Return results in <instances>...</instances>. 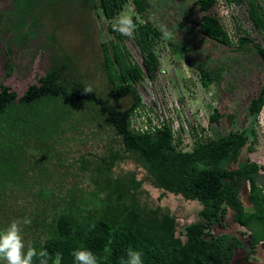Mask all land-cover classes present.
Listing matches in <instances>:
<instances>
[{"label":"trees","instance_id":"obj_1","mask_svg":"<svg viewBox=\"0 0 264 264\" xmlns=\"http://www.w3.org/2000/svg\"><path fill=\"white\" fill-rule=\"evenodd\" d=\"M9 1L14 4L16 0ZM45 1L53 9L57 6L76 8L79 2H84L87 5L84 9L89 10L90 5L89 0ZM127 1L99 0V9L106 19L113 20ZM150 1L132 0V3L137 12L144 15L151 6ZM246 1L226 0L230 5H243ZM38 3L35 1L36 7ZM216 6L217 0H191L190 10L201 14L199 33L202 39L236 53L250 51L264 70V47L248 36H240L236 45L233 44L216 13ZM247 13L255 29L264 32L261 5L249 0ZM7 23L4 26H9ZM161 24L165 25L147 16L136 29L134 39L142 65L133 63L130 53L120 45L114 44L111 53L103 44L104 69L111 86L106 97L83 81L70 80L71 63L67 59L59 68H49L43 75L36 74V82L19 95L5 85L6 80L12 76L21 80L30 78L38 53H43L45 58L52 50L38 35L28 41L24 35L25 45L21 49L28 47L26 50L33 57L26 65L22 56L17 58V52L12 55V47L6 49L13 60L0 80V144L12 143L15 148L14 151L0 149V196L18 187L27 191L28 199L36 205L29 209L17 208L22 218H31V224L25 225V229L34 239L27 242L38 249L46 248L53 256L61 253L62 264H74L71 253L77 248L92 251L98 264H121L130 248L143 252L144 264H233L238 252H244L249 259L259 245L264 248V188L260 186L264 167L251 159L241 161L245 149L254 152L251 137L256 132L253 128L233 130L235 114H223L214 109L210 125L220 126L224 121L231 129L229 134L211 139L200 138L194 131L197 138L191 152L176 148L177 139L167 123L154 133L132 129V118L141 117L142 108L135 85L146 78L156 81L160 71L156 50L159 42L168 41L172 50L190 67L199 70L204 88L221 84L229 70L224 64L213 67L203 59L198 60L195 54L199 49L189 42L162 39L158 27ZM43 36L45 41L52 37L45 32ZM88 89L90 91L86 92ZM69 100L74 105H92L116 137L112 143L102 146V154H82L84 157L79 159L83 158V166L78 162L69 167L66 177L71 178L67 183L73 182L70 188L62 181L49 183L44 171L39 170L37 175L31 167L32 172H27L20 163V158L36 145V150L43 151L47 157L57 151L53 145L55 134L67 133L66 125L75 127L71 109L59 107L60 102ZM126 100H130L128 107L119 109L117 105ZM261 108H264V83L250 101L248 117L255 121ZM38 139L43 141L39 145L35 142ZM100 141L104 143L105 139L100 138ZM18 142L28 149H20ZM30 142L35 145L29 146ZM87 156L95 157L96 161H87ZM76 170L89 179H80ZM145 183L162 192L154 204ZM245 186L249 188L251 210L245 208L241 199ZM167 195L199 203V220L183 231L176 216L160 204ZM13 205L11 215L16 216ZM229 211L234 213V222L246 231L247 238L231 233H211L215 227L224 226ZM8 212L2 213L5 225L11 219Z\"/></svg>","mask_w":264,"mask_h":264},{"label":"rangeland","instance_id":"obj_2","mask_svg":"<svg viewBox=\"0 0 264 264\" xmlns=\"http://www.w3.org/2000/svg\"><path fill=\"white\" fill-rule=\"evenodd\" d=\"M35 1L39 2L37 4L38 7L40 5L39 8L35 6ZM89 1V10L84 9L87 6L84 2H79L76 8L57 6L54 7L56 9L54 11L53 6L45 0H16L14 4L9 0H0V80L5 76L13 60L6 53V49L12 47V55L17 52V58L22 56L25 64L28 65L33 57L28 49L26 50L28 47L21 49V46L25 45V40L28 41L38 35L40 41L44 40L42 43L52 50V54L44 58L43 53H38L30 78L21 80L17 76H12L6 80L5 85L21 95L29 84L36 82V74L43 75V71L49 68H59L67 59L71 63L70 80L83 81L99 95L106 97L111 86L104 69L103 44L111 53L114 44L120 45L130 53L131 61L135 64L142 65V58L134 38L121 36L111 30L114 19L105 18L99 9V0ZM255 1L261 5L264 14V0ZM150 3L151 6L144 15L137 12L132 0H128L123 9L131 12L137 28L144 23L145 17L152 16L172 32V37L168 40L176 38L177 41L189 42L198 47L199 52L195 54L198 60L203 59L213 67L224 64L229 70L221 84L204 88L199 70L190 67L172 50L168 41L159 42L156 50L160 59V71L156 81L151 82L146 78L135 85L142 99L141 115L155 114L157 117L162 116L165 120H169L176 130H179L176 148L191 152L197 138L194 131L198 132L200 138L211 139L229 134L231 129L224 121L220 126L210 125V116L214 109H218L223 114L234 113L236 123L233 130L240 131L247 127L250 130L253 128L256 132L251 137V141H254V152L249 153L245 149L241 161L251 159L264 167V119L257 118L254 121L248 117L250 101L264 83V70L255 54L250 51L236 53L235 50L222 49L219 45L202 39L199 33L201 14L197 10L194 12L190 10L191 0H151ZM248 9L249 0L243 5H230L226 0H217L216 13L233 44L236 45L240 36H248L255 44L264 47V32L255 29L249 19ZM6 21L9 26H4ZM44 32L50 37L52 35L51 38H47L48 41H45ZM200 52L203 54L200 55ZM129 104L130 100H126L116 105L119 109H125ZM59 107L71 109L74 113L72 118L75 127L66 125L67 133L55 134L53 145L56 146L57 151H53L48 157L43 151H37L38 146L30 142L29 146L34 147L29 148L27 154L20 158V163L27 172H32V168L37 175L39 170L44 171V177L49 183L52 182L51 180L62 181L70 188L73 182L67 183L71 178L66 177L69 167L78 165V162L83 166V158L81 161L79 159L84 157L82 154H102L104 151L102 146L113 142L116 137L112 128L97 116L96 109L92 105H74L69 100L60 102ZM79 124L81 127L77 128ZM100 138L105 139L104 143ZM35 142L39 145L43 141L38 139ZM17 144L21 146L20 149H28L22 142ZM2 148L4 151H14L15 147L12 143H7L3 146L0 144V149ZM86 159L96 161L95 157L87 156ZM75 173L80 175V179H89L86 176L84 178L77 170ZM261 174L260 186L264 188V169ZM77 185L78 182H75L74 186ZM145 188L150 194L151 203L154 204L162 192L154 189L149 183H145ZM13 190L5 191L3 193L5 195L0 196V230L6 228L14 219H23L20 214L22 212L17 209L19 206L29 209V206L36 205L28 199L27 191L19 187ZM248 196L249 188L245 186L241 199L245 208L251 210L252 205L248 201ZM11 204H14L16 216L11 215ZM160 204L176 216L183 231L186 226L199 220L201 210L199 203L187 202L181 197L167 195ZM3 211H9L7 215H11L7 225L3 223ZM233 217L234 213L229 211L224 226L215 227L211 233L215 235L231 233L247 238L246 231L234 222ZM21 228L25 241L27 242L28 239L33 241V234L27 232L25 225H21ZM233 264H264V248L259 245L256 253L249 259L244 252H238Z\"/></svg>","mask_w":264,"mask_h":264},{"label":"clouds","instance_id":"obj_3","mask_svg":"<svg viewBox=\"0 0 264 264\" xmlns=\"http://www.w3.org/2000/svg\"><path fill=\"white\" fill-rule=\"evenodd\" d=\"M112 31L127 38H134L137 23L130 11L122 9L114 18ZM162 39L172 37V32L165 25H159ZM90 91V89L85 90ZM258 118L264 119V108L257 114ZM31 218L12 220L10 224L0 230V261L4 264H62V254L57 252L54 256L46 248H37L31 243H26L21 225H30ZM74 264H98L95 254L84 248L74 249L71 253ZM143 252L130 248L126 258H122L121 264H144Z\"/></svg>","mask_w":264,"mask_h":264},{"label":"built area","instance_id":"obj_4","mask_svg":"<svg viewBox=\"0 0 264 264\" xmlns=\"http://www.w3.org/2000/svg\"><path fill=\"white\" fill-rule=\"evenodd\" d=\"M158 117L155 114H148L147 116L141 115V117H138L136 115L132 118V129L140 133H154L156 130L162 129L164 124L167 123L171 125L174 136L176 138L179 130H176L175 126H173V124H171L169 120H165L162 116Z\"/></svg>","mask_w":264,"mask_h":264}]
</instances>
